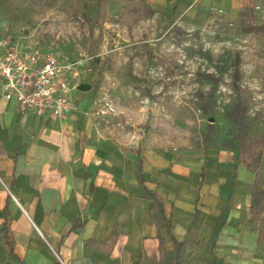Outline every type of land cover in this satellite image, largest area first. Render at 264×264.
Segmentation results:
<instances>
[{"label":"crops","instance_id":"crops-1","mask_svg":"<svg viewBox=\"0 0 264 264\" xmlns=\"http://www.w3.org/2000/svg\"><path fill=\"white\" fill-rule=\"evenodd\" d=\"M145 1L242 37L241 13H264V0ZM96 115L76 101L65 119L22 113L0 96V264H264L250 209L255 174L237 141L128 144L103 136ZM148 192L162 203L158 221Z\"/></svg>","mask_w":264,"mask_h":264},{"label":"rangeland","instance_id":"rangeland-1","mask_svg":"<svg viewBox=\"0 0 264 264\" xmlns=\"http://www.w3.org/2000/svg\"><path fill=\"white\" fill-rule=\"evenodd\" d=\"M170 11L145 0H0V36L53 54L105 137L194 149L264 138V40L254 34L264 13H241L242 37Z\"/></svg>","mask_w":264,"mask_h":264},{"label":"built area","instance_id":"built-area-1","mask_svg":"<svg viewBox=\"0 0 264 264\" xmlns=\"http://www.w3.org/2000/svg\"><path fill=\"white\" fill-rule=\"evenodd\" d=\"M71 91L67 72L53 54L0 36L1 98L14 102L22 113L65 119L75 108Z\"/></svg>","mask_w":264,"mask_h":264},{"label":"trees","instance_id":"trees-1","mask_svg":"<svg viewBox=\"0 0 264 264\" xmlns=\"http://www.w3.org/2000/svg\"><path fill=\"white\" fill-rule=\"evenodd\" d=\"M256 34L261 35L264 38V25L254 30ZM238 64V58L235 60V65ZM238 71L235 70L234 76L237 77ZM206 80L214 81L211 75L203 74ZM236 79V78H235ZM239 148V155L242 157L241 162L252 173L255 174V179L251 189V202L250 209L252 214V221L254 223L261 222L264 216V191L261 185L260 178L258 176V166L260 163L261 149L264 146V138L253 137H240L237 139ZM148 197L151 203V210L155 215L156 220L163 218L162 203L158 196L153 192H148ZM263 215V216H262ZM260 217V218H259ZM259 218V219H258ZM259 231V230H258ZM259 241L264 243V231H259ZM177 248L180 244H176Z\"/></svg>","mask_w":264,"mask_h":264},{"label":"water","instance_id":"water-1","mask_svg":"<svg viewBox=\"0 0 264 264\" xmlns=\"http://www.w3.org/2000/svg\"><path fill=\"white\" fill-rule=\"evenodd\" d=\"M78 89L81 90V91L88 90L89 86L85 85V84H81V85L78 86Z\"/></svg>","mask_w":264,"mask_h":264}]
</instances>
